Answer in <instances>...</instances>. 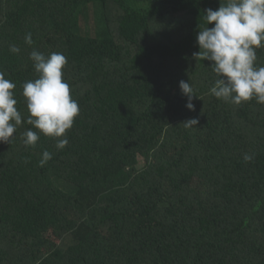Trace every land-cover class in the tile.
<instances>
[{
    "label": "trees",
    "instance_id": "trees-1",
    "mask_svg": "<svg viewBox=\"0 0 264 264\" xmlns=\"http://www.w3.org/2000/svg\"><path fill=\"white\" fill-rule=\"evenodd\" d=\"M220 3L0 0V71L22 117L33 49L67 57L80 108L62 150L42 134L26 148V123L0 143V264H264V104L215 98L211 62L193 58Z\"/></svg>",
    "mask_w": 264,
    "mask_h": 264
},
{
    "label": "clouds",
    "instance_id": "clouds-1",
    "mask_svg": "<svg viewBox=\"0 0 264 264\" xmlns=\"http://www.w3.org/2000/svg\"><path fill=\"white\" fill-rule=\"evenodd\" d=\"M203 20L205 26L199 28L196 36L199 51L193 53V58L211 62L216 79L209 93L233 105L253 99L264 104V66L256 65L257 49L264 48V0H226L216 10H205ZM209 24L213 26L207 27ZM24 40L32 45L31 33ZM9 51L16 54L20 48L10 45ZM29 59L36 78L22 85L26 117L16 107V84L0 71V143L9 144L17 127L26 123L32 126L22 133L26 148L35 147L42 134L55 139L56 149L62 150L68 144L65 134L80 112L78 102L71 95V86L63 78L67 57L60 52L46 56L33 49ZM179 89L188 98L186 107L194 110L191 100L197 96L190 82L180 81ZM183 124L192 127L198 121L189 119ZM51 159L52 153L44 150L38 164L43 167ZM243 159L250 162L253 156L246 153Z\"/></svg>",
    "mask_w": 264,
    "mask_h": 264
},
{
    "label": "rangeland",
    "instance_id": "rangeland-1",
    "mask_svg": "<svg viewBox=\"0 0 264 264\" xmlns=\"http://www.w3.org/2000/svg\"><path fill=\"white\" fill-rule=\"evenodd\" d=\"M89 23L91 25L90 18H89ZM61 226H62V224H61ZM65 234H66L65 228H64V230H62V229H58L55 227H50L44 232L43 236L48 238V239H51L52 241H54L56 243H59V241L62 239V237Z\"/></svg>",
    "mask_w": 264,
    "mask_h": 264
}]
</instances>
